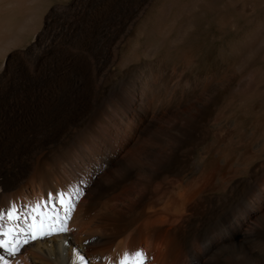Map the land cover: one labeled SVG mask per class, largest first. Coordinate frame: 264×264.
Wrapping results in <instances>:
<instances>
[{
  "label": "bare ground",
  "instance_id": "bare-ground-1",
  "mask_svg": "<svg viewBox=\"0 0 264 264\" xmlns=\"http://www.w3.org/2000/svg\"><path fill=\"white\" fill-rule=\"evenodd\" d=\"M40 1L0 0V41L29 22ZM138 3L98 0L92 38ZM165 29L160 26L161 36ZM35 34L28 52L40 39L41 32ZM40 50L45 52L32 63L10 53L14 65L0 80V211L5 230L17 233L23 264H76V252L91 264H136L138 250L144 264H258L251 240L264 242V217L253 222L258 215L252 204L257 198L264 206V181L253 183L252 177L257 167L264 174V163L251 167L252 159L242 163L238 153L224 168L232 150L217 147L231 145L238 128L225 126L230 104L198 99V91L192 92L196 99L180 100L173 89L167 100L148 89L98 100L90 91L98 72L79 54ZM60 65L81 78L80 103L72 109L67 87L41 83ZM212 157L215 164L207 165ZM73 188L83 195L67 222L69 231L24 244L18 228L24 219L32 222L26 213L45 203L47 194ZM13 205L20 218L10 221ZM47 207L59 209L58 203Z\"/></svg>",
  "mask_w": 264,
  "mask_h": 264
},
{
  "label": "rangeland",
  "instance_id": "rangeland-1",
  "mask_svg": "<svg viewBox=\"0 0 264 264\" xmlns=\"http://www.w3.org/2000/svg\"><path fill=\"white\" fill-rule=\"evenodd\" d=\"M97 1L41 0L29 22L15 27L9 39L0 41V80L7 66L14 65L8 61L10 53L25 55L24 60L32 63L45 52L41 46H46L47 55L50 51L79 54L91 72H98L100 79L90 88L98 100H112L118 92L134 97L132 94L141 89L151 90L162 100L169 98L172 89L180 100H194L193 91L203 92L198 99L230 104L224 111L225 126L238 125L234 142L217 147L224 152L232 150L224 168L232 165L238 153H242V163L250 158L251 167L264 163V0H139L136 7L117 13L119 21L107 24L97 36L99 40L92 38ZM53 8L57 11L44 23ZM163 25L167 29L161 36ZM35 31L41 36L35 50L28 52ZM174 75H181L180 79ZM248 75L253 86L246 82ZM80 82L73 69L60 65L51 67L41 83L48 88L67 87L72 109L80 103ZM215 162L212 157L207 165ZM252 181H264L258 167ZM259 205L254 199L256 224L264 217V206ZM251 245L255 246L254 262L264 264V242L253 238Z\"/></svg>",
  "mask_w": 264,
  "mask_h": 264
},
{
  "label": "snow or ice",
  "instance_id": "snow-or-ice-1",
  "mask_svg": "<svg viewBox=\"0 0 264 264\" xmlns=\"http://www.w3.org/2000/svg\"><path fill=\"white\" fill-rule=\"evenodd\" d=\"M80 183L85 184L86 181L81 180ZM82 195L83 190L81 188H73L72 191H65L64 193L47 194L45 203L36 202L30 212L26 213L32 222L29 223L28 219H24L23 224L18 228L19 233L23 235V243L27 244L29 241L44 239L57 233L69 231L67 222L72 219L78 198ZM48 203H58L59 209L52 208L49 210ZM19 218L13 205L12 210L8 212L7 219L15 221ZM3 221L4 212L0 211V264H5V255L15 256L21 247L17 233L12 229L5 230ZM9 236H11V240L5 239ZM135 256L137 257L136 264H144L145 254L142 250L136 251ZM76 264H91V261H86L82 254L77 253ZM120 264H127V261L121 260Z\"/></svg>",
  "mask_w": 264,
  "mask_h": 264
}]
</instances>
